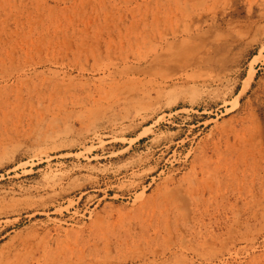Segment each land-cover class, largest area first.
Listing matches in <instances>:
<instances>
[{
    "label": "rangeland",
    "instance_id": "obj_1",
    "mask_svg": "<svg viewBox=\"0 0 264 264\" xmlns=\"http://www.w3.org/2000/svg\"><path fill=\"white\" fill-rule=\"evenodd\" d=\"M0 264H264V0H0Z\"/></svg>",
    "mask_w": 264,
    "mask_h": 264
}]
</instances>
